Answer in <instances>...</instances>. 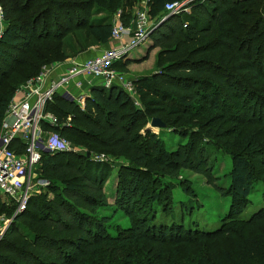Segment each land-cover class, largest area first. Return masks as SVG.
Wrapping results in <instances>:
<instances>
[{"label":"trees","instance_id":"trees-1","mask_svg":"<svg viewBox=\"0 0 264 264\" xmlns=\"http://www.w3.org/2000/svg\"><path fill=\"white\" fill-rule=\"evenodd\" d=\"M132 1L4 0L10 5L1 11L4 29L0 35V79L7 78L20 66L28 70L22 71L23 78H27L35 75L43 64L84 51L90 42L106 44L111 30L109 14L122 9L120 20L126 24L128 14L124 9ZM181 1L184 0H147L148 15L157 21L150 33V48L159 47L158 61L164 62L159 73L141 81L152 96L144 109L135 107L116 83L109 87L90 85V97L84 99L82 109L58 91L45 106L59 120L71 115L70 125L48 126L49 129L61 136L76 131L93 144L95 153L104 150L126 157L128 165L120 167L116 174V203L126 213L129 227L110 235L104 225L107 217L90 215L106 205L103 186L111 171L109 161H94L67 151L43 153L36 167L38 177L46 179L48 184L29 197L24 209L13 216L9 227L3 231L0 264H264V228L253 236L236 237L232 250L219 254L196 251L187 257V253L178 255L174 247H159L152 258L139 260L128 250L146 242L159 246L182 244V248H188V242L212 241L230 233L223 225L215 231H195L193 238L175 237L164 225L154 227L145 223L151 219L147 214L153 216L152 204L161 192L147 185L145 180L160 184L161 179L175 176L179 169L190 168L202 174L214 188L215 185L201 148L192 140L165 154L159 150L150 131L133 132L136 125L152 117L159 118L166 126L184 122L198 97V90L193 88L195 84L214 87L216 94H212L209 102L213 108H217L214 98H218L220 90H226L229 97L238 101L240 88L245 96L264 106V0H189L188 13L168 15L164 10L165 4ZM35 5L48 14L45 18L53 10L59 11L63 20L44 21L39 30L41 11L25 15ZM78 10L84 11L83 17L78 15ZM91 10L100 11L103 16L89 19ZM65 36L69 37L68 43L64 42ZM116 63L119 61L114 62L113 67ZM242 73L249 75V80L262 81L257 93L249 95L247 88L241 85L239 75ZM3 80H0V88ZM20 81H11L10 86H5L7 89L0 91V121ZM142 83H139L141 87ZM169 106L172 108L167 109ZM182 134L188 136L183 131ZM233 146L235 150L229 155V183L224 190L229 196V217L236 216L246 205L247 195L257 178L252 159L264 154V137L254 131L238 143L233 142ZM135 197L147 206L144 215H137L129 207ZM12 209L6 211L7 214H11ZM262 222L264 206L250 214L243 224L252 230Z\"/></svg>","mask_w":264,"mask_h":264},{"label":"rangeland","instance_id":"rangeland-1","mask_svg":"<svg viewBox=\"0 0 264 264\" xmlns=\"http://www.w3.org/2000/svg\"><path fill=\"white\" fill-rule=\"evenodd\" d=\"M78 1L80 2V0ZM198 1L201 2L202 0ZM84 4L85 3H80V5ZM9 5V2L5 3L4 0H0L1 11L2 9L7 10ZM186 9L187 10L177 11L178 13H188L189 9ZM41 10L42 9L35 5L25 15L30 13L36 15ZM121 10L120 8L115 9L112 14H109L110 18L114 14V16H117V19L120 20L119 17L122 15ZM141 10L147 13L148 22L153 25L151 28L152 31L157 21L154 22L155 19L148 15L147 0H133L131 5L124 9V13L128 14V17H126L127 20H130ZM58 12L59 11L53 12V10H51L48 18H45L47 13H43V11L39 12L41 15V26L39 30L42 28V22L44 21L51 23L54 19L63 20ZM77 13L81 17L84 16L83 10H78ZM9 14H11V12H9ZM167 14L171 15L177 13ZM102 16L103 14H101L100 11L95 12L91 10L88 18L95 19ZM78 31V33L81 32V30ZM151 31L148 34L147 40L137 47L143 49L138 53V56H142L145 52L150 50L148 56H146V60L137 62L136 64L138 65H133V67L128 69L123 65L124 63H116V66L113 67L117 73L123 74L128 78L135 87L140 85L138 86L140 90L134 87V100L129 98L135 107L143 109L144 104L147 102L149 103L152 99V96L148 94L144 88L145 83H142L144 81L143 79L149 78L151 74L159 73L161 64L164 62V60L158 61L159 47L150 48L151 42L149 38ZM64 42H69L68 36L64 37ZM92 44H94V42H90L88 46ZM63 50L66 54H69V51L65 47ZM130 53L132 54L133 50ZM138 56L136 57L138 58ZM63 60L65 59L43 64L35 75H31L27 78H23L22 71L28 70L23 66L16 67L15 72L10 76L7 78L1 77L0 80H3V78L5 79L2 82L3 86L0 88V91L7 89L8 86H5H10L11 81L14 80H21L20 83L24 82L23 84H25L27 81L33 80L40 72L49 69L51 65ZM1 66L4 67L2 64ZM129 73H134L132 74L134 76L128 75ZM129 77L132 78L130 79ZM248 78L249 75L240 74L239 80L241 85L247 88L249 95L253 92L257 93L262 81L257 83ZM139 83H142L143 86L141 87ZM193 88L198 90V97L193 101L192 108L188 115L184 117V122L174 125L171 124L170 126L164 124V127H153L149 125L150 118H144L142 124L139 123L136 125L133 132L139 131L142 134L144 130L150 131L155 136L156 142H158L159 150L161 149L165 154L175 150L179 145L189 144L192 140V143H195V145L202 150V154L214 178L215 188L206 182L202 174L190 168L179 169L175 176L161 179L160 184L158 182L153 183L152 180L147 179L145 180L147 185H152V187H155L161 192L157 197V201L152 204L153 216L147 214V217L151 219H147L145 223L147 225L154 224V227L164 225L163 228L175 237L178 235H186L187 237L193 238L195 237L193 236V232L195 231L202 233L215 231L223 225V227H228L227 229H230V233L228 235H222L212 241L202 239L188 242L186 244L188 248H182V244H176L174 246L163 244L159 246V244H152L149 242L141 243L138 247L128 248L135 259L142 260L145 257L152 258V256L158 253L159 247L162 249L174 247L178 251V255L182 256V254L187 253V257H191L196 251L219 254L222 251L232 250L233 241L236 237L253 236L256 231L264 228V222L258 224L252 230H248L243 224V221L246 220L250 214L264 206V154H259L252 159L254 172L257 178L254 180L253 187L247 195L245 207L237 213L236 216H227L229 211V196L224 192L229 183V155L235 150L233 142L238 143L241 138L254 131H257L259 137H264V106H261L256 100L250 99L248 95L245 96L246 94L244 95V93H242L243 89L240 88L238 91L240 99L238 101L229 97L226 94V90H220L218 98H214V101L217 103V108H213L209 102H211L210 99L212 94L215 93L214 87L205 88L199 84H195ZM244 96L245 98L242 103V97ZM171 108V106L167 107V109ZM250 118L254 119L253 122H244V120L250 121ZM65 122L70 124V120H67V117ZM182 131L187 133L188 136H184ZM62 137L67 140L68 148L73 150L71 153L85 156V153L88 152L89 155L87 158L89 159L94 161L106 160L111 163V171L103 186L107 200L106 205L96 209L94 212L90 213V215L96 218L107 217L104 225L106 231L110 235H115L118 231L127 229L130 224L129 219L124 210L121 209V205L116 203V174L119 172V169H121L120 167L128 165L126 157L121 153L111 155L104 150L95 153L93 144L83 139L84 134H78L76 131L69 135H62ZM88 149H90V151ZM125 173L127 172L125 171ZM38 174L37 167L32 169L33 177H38ZM136 183H139L138 180ZM217 188L222 189V191H218ZM39 190L40 189L37 191ZM36 193L37 192H34L33 195H36ZM143 205V202H139L138 197L131 199L129 203V207L132 211L136 214L139 213V216L144 215L146 211H148L147 206ZM10 209L13 210L12 213L7 214L6 211ZM0 210H3L0 211V229L3 227L5 230L9 227L15 215V208L12 202L2 194H0Z\"/></svg>","mask_w":264,"mask_h":264},{"label":"built area","instance_id":"built-area-1","mask_svg":"<svg viewBox=\"0 0 264 264\" xmlns=\"http://www.w3.org/2000/svg\"><path fill=\"white\" fill-rule=\"evenodd\" d=\"M188 2L184 0L165 4L164 10L178 13L179 10H187ZM152 26L144 10L138 11L126 24L117 19L110 30V48L81 61L72 60L64 72L48 80L47 70L40 72L33 80L27 81L20 99L8 101L0 121V194L14 203V214L24 209L34 192L48 184L46 179L32 175V169L39 163L41 154L73 151L59 133L41 131L42 122L56 128L66 125L64 120L60 121L45 109L46 103L57 91L75 103L82 102L84 93L72 95L68 90L69 83L79 90L84 85L89 87L94 83L103 87L116 83L134 100L133 83L123 74L117 73L113 63L124 59L143 44ZM12 145L20 151H15ZM3 231L2 227L0 237Z\"/></svg>","mask_w":264,"mask_h":264},{"label":"crops","instance_id":"crops-1","mask_svg":"<svg viewBox=\"0 0 264 264\" xmlns=\"http://www.w3.org/2000/svg\"><path fill=\"white\" fill-rule=\"evenodd\" d=\"M108 19H109V21L111 23V26H112L114 24V22L117 20V16H114V14H113L112 17L110 18V16H109ZM3 29H4V23H3L2 17H1L0 18V35H1L2 31H3ZM111 46H112V42L110 40L106 44H104V45H99V44L94 43L91 46H88L84 51H82V52H80V53H78L76 55L69 56V57L65 58V60L60 61V62H57V63L51 65L50 68L47 69L46 80H48V79H50V78H52V77H54V76H56V75L61 74L62 72H64L66 70V68L69 66V64L71 63L72 60L81 61L84 58L89 57V56H93L96 53H98L100 50H103L105 48H110ZM142 50H143L142 48H136V49H134L132 54L129 53L127 55V57H125L124 59L120 60L119 63H124L123 65H125L126 69L133 67V65H138L136 63L137 62H142V61L146 60V56H148V54L150 52V50H149L148 52H145L144 55L138 56V53L141 52ZM136 56H138V58ZM132 74H134V73H129L128 75H130V76L133 77L134 75H132ZM23 83L24 82L19 83L15 87V90L13 91V93H12L9 101L10 100H18V99L21 98L22 92L25 90V87L27 85V82L25 84H23ZM68 90L70 91V93L72 95H75V96H80L82 94V92L84 93L83 101L82 102H76L75 103L80 109H82L83 108V105H84V99L86 97H90V93L88 92V86L87 85H84L79 90V89H76L73 86L72 83H69L68 84ZM66 117H67V120H70L71 115L70 114L69 115L67 114ZM66 117L65 118H60V121H63V120L65 121L66 120ZM68 122H66V125H62L61 127L70 125V124H68ZM48 126L49 125L47 123L42 122L41 123V131L42 130L43 131H50L51 129H49ZM12 146H13V148H14L15 151H17V152L20 151L19 148L15 147L14 145H12Z\"/></svg>","mask_w":264,"mask_h":264},{"label":"water","instance_id":"water-1","mask_svg":"<svg viewBox=\"0 0 264 264\" xmlns=\"http://www.w3.org/2000/svg\"><path fill=\"white\" fill-rule=\"evenodd\" d=\"M149 125L150 126H153V127H164V123L161 122L157 117H152L150 118V122H149ZM65 152V151H64ZM67 152H71V151H67ZM89 153L86 152L85 153V157H88Z\"/></svg>","mask_w":264,"mask_h":264}]
</instances>
